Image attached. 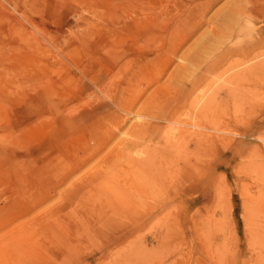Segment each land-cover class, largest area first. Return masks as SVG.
Here are the masks:
<instances>
[{"label": "rangeland", "instance_id": "1", "mask_svg": "<svg viewBox=\"0 0 264 264\" xmlns=\"http://www.w3.org/2000/svg\"><path fill=\"white\" fill-rule=\"evenodd\" d=\"M198 1L0 0V241L31 231L5 264H264V94L218 60L262 55L264 0H215L170 49Z\"/></svg>", "mask_w": 264, "mask_h": 264}, {"label": "bare ground", "instance_id": "2", "mask_svg": "<svg viewBox=\"0 0 264 264\" xmlns=\"http://www.w3.org/2000/svg\"><path fill=\"white\" fill-rule=\"evenodd\" d=\"M133 1V4L135 5L136 3H140V1H142V0H125V2H132ZM214 1L215 0H199L198 1V3H194V4H192L191 6H190V10L187 12V13H185V14H183V16H180V17H178L176 20H175V22L173 23L174 25H173V27H172V32L170 31L169 32V34H168V46H169V48L171 49L173 46H174V42H173V39L175 38V36H177L178 35V45H180V43H181V41L183 40L184 41V38L186 37V38H188V35L190 34V33H192V32H194L195 33V30H197L199 27H201L203 24H204V17H205V13H206V11L209 9V8H211V5L214 3ZM244 1V0H243ZM242 2V1H241ZM248 2V1H247ZM250 2V1H249ZM248 2V3H249ZM247 3V4H248ZM243 4H245V3H243ZM252 5V15H256V14H258V9H257V3H252V1L250 2V6ZM240 6V5H239ZM227 8V7H226ZM240 11H241V8H240ZM255 17V16H254ZM243 18V17H242ZM242 21V20H241ZM210 22V21H209ZM217 22V21H216ZM232 23V22H231ZM168 26V25H167ZM164 30V29H163ZM217 29H215V31H216ZM159 32V31H158ZM168 32V31H167ZM207 32V31H206ZM161 33V32H160ZM193 34V33H192ZM191 34V35H192ZM203 34V33H202ZM212 35V34H211ZM243 35V34H242ZM189 37H191V36H189ZM212 37V36H211ZM246 37V36H245ZM161 38V37H160ZM165 39H166V37H165ZM207 39V38H206ZM186 40V39H185ZM199 40V39H198ZM187 41V40H186ZM202 41V40H201ZM165 42V41H164ZM260 42V45H261V43H263L264 41H259ZM177 45V46H178ZM204 45V44H203ZM176 46V45H175ZM194 46V45H193ZM202 46V45H201ZM210 46V45H209ZM240 46V45H239ZM256 46H257V43H255L254 44V46H252L250 43H245V45H244V47H243V45L242 46H240V47H233V46H230V47H225V49H224V51H222V53L220 54L221 55V57L220 58H218V60L220 59L221 61H227L230 57H232V56H237V55H242L243 56V58H245V59H248L249 61H253V62H251L250 63V65L249 66H247L245 69H242V70H240V71H238L236 74H234V76H233V81H240L241 82V84H243V82H245V81H247V79L249 80L251 77L253 78L252 79V81H251V83H250V87H249V89L247 88H242V93H241V99H243L244 98V101L245 100H247V101H245V102H248V101H250L251 99H255V98H259V96L260 95H262V94H264V57H260V56H262L264 53V50L261 52L262 53V55H259V54H255V53H253V55H252V51L256 48ZM151 47V46H150ZM158 47H159V45H158ZM154 48V47H153ZM175 49H179V47L178 48H175ZM263 49V48H262ZM155 51V50H154ZM160 51H161V49H160ZM170 51V50H169ZM173 52H174V50H172ZM192 51V50H191ZM195 51V50H194ZM170 53V52H169ZM172 53V52H171ZM170 53V54H171ZM195 53V52H194ZM174 55L173 56H175V53H173ZM190 55V54H189ZM214 55V54H213ZM165 56H166V54H165ZM164 56V57H165ZM187 57V56H186ZM168 58V57H167ZM167 58H165V59H167ZM184 58V57H183ZM211 58V57H210ZM217 58V57H216ZM133 58H131L130 60H131V63H132V66H131V68L130 69H132V67H133V60H132ZM190 59V58H189ZM120 60V59H119ZM158 60V59H157ZM208 60V59H207ZM215 60H217V59H215ZM118 61V60H117ZM160 61H162V60H160ZM182 61V60H181ZM220 61V62H221ZM156 62V61H155ZM208 62V61H207ZM158 63V62H157ZM214 63V62H213ZM181 64V63H180ZM184 64V63H183ZM189 64H191V63H189ZM207 64V63H206ZM212 63H210L209 64V66L211 65ZM215 64V63H214ZM167 65V64H166ZM184 65H186V64H184ZM204 65V64H203ZM216 65V64H215ZM215 65H214V67H215ZM240 65V64H239ZM169 66V65H168ZM167 66V67H168ZM177 66V65H176ZM181 66V65H180ZM179 66V67H180ZM209 66H207L208 68H209ZM218 66V65H217ZM242 66V65H241ZM152 67H153V65H152ZM154 67H156V65L154 66ZM154 67H153V69H154ZM165 67V66H164ZM213 67V68H214ZM166 68V67H165ZM208 68H205V69H207V71H208ZM223 68V67H222ZM156 69V68H155ZM158 69H159V67H158ZM194 69V68H193ZM196 69V68H195ZM152 70V69H151ZM166 70V69H165ZM164 70V71H165ZM156 71V70H155ZM160 71V70H159ZM159 71H157V72H159ZM150 72V71H149ZM153 72V71H152ZM171 73V72H170ZM220 73V72H219ZM144 74H147V73H144ZM162 74V73H161ZM153 75H154V73H153ZM158 75H160V74H158ZM148 76H150V75H148ZM175 76V75H174ZM193 76H194V74H193ZM146 77V76H145ZM158 77V76H157ZM173 77V76H172ZM218 77V76H217ZM194 78V77H193ZM136 79V78H135ZM147 79V78H146ZM177 79V78H176ZM204 76L203 75H200L199 77H195L194 78V80L192 81V82H190L189 83V88H188V91H194V90H196V89H199L200 88V86L203 84V82H204ZM137 80V79H136ZM190 80V79H189ZM144 81H145V79H144ZM148 80H146V82H147ZM179 81V80H178ZM210 81V80H209ZM172 82H174V81H172ZM137 83V82H136ZM135 83V84H136ZM149 84V83H148ZM150 84H151V82H150ZM206 84H207V82H206ZM234 85V84H233ZM244 86V85H243ZM135 87V86H134ZM230 87V86H229ZM232 87V86H231ZM234 87V86H233ZM235 88V87H234ZM129 89V88H128ZM131 90V89H130ZM132 90H134V88H132ZM200 90V89H199ZM239 90H240V87H239ZM152 92V91H151ZM197 92V91H196ZM229 92V90H227V93ZM142 94V93H141ZM129 95H130V93H129ZM132 95V94H131ZM228 95V94H227ZM134 96V95H133ZM138 96V95H137ZM248 96H250L251 98H249ZM140 97V96H139ZM126 98V97H125ZM136 98V97H135ZM194 98V97H193ZM127 99V98H126ZM130 99V98H129ZM129 99H127L128 101H129ZM132 99V98H131ZM137 99V98H136ZM195 99V98H194ZM193 99V100H194ZM119 99H118V95H117V97H116V100L115 101H112L113 103H114V105L118 108V109H120L121 110V108H123L122 107V103H121V101H118ZM202 100H204V99H202ZM133 101V100H132ZM139 101H140V99H139ZM145 101H147V100H145ZM195 101L196 100H194V103H195ZM138 102V101H137ZM136 102V103H137ZM148 102V101H147ZM193 102V101H192ZM202 102V101H201ZM127 103V102H126ZM131 103V102H130ZM145 103V102H144ZM248 103H250V102H248ZM197 104H198V102H197ZM197 104H195V105H197ZM134 105L135 106H137L135 103H134ZM133 105V106H134ZM145 105V104H144ZM146 105H148V104H146ZM201 105H202V103H201ZM201 105H199L200 107H201ZM208 105V104H207ZM252 105H254V104H249V106H252ZM133 106H132V109H131V111L135 108H133ZM198 106V108H200ZM210 106V105H209ZM208 106V107H209ZM245 106H247V105H245ZM256 106V105H255ZM127 108V107H126ZM143 108V107H142ZM149 108V107H148ZM197 108V107H196ZM195 108V109H196ZM246 108V107H245ZM128 109V108H127ZM188 109V108H187ZM201 109V108H200ZM126 110V109H125ZM140 110H142V109H140ZM191 110V109H190ZM229 110H231V109H229ZM228 110V111H229ZM187 111V110H186ZM193 111H194V109H193ZM122 112V111H121ZM124 112V111H123ZM133 112V111H132ZM131 112V113H132ZM143 112V111H142ZM232 112V111H231ZM130 113V114H131ZM145 113H146V111H145ZM187 113V112H186ZM125 114V113H124ZM126 114H128L127 112H126ZM197 114V113H196ZM118 115V114H117ZM123 115V114H122ZM133 115H135V114H133ZM139 115V114H138ZM187 114H184V116H186ZM229 115V114H228ZM126 116H128V115H126ZM130 116V115H129ZM143 116V115H142ZM162 115H157V114H155V115H151L150 116V118L149 119H156V120H158V119H161V118H163V117H161ZM180 116V115H179ZM117 117V116H116ZM136 117H137V115H136ZM139 118L141 117V115H139L138 116ZM144 117V116H143ZM146 117V116H145ZM199 117H200V115H199ZM225 117V116H224ZM233 117V116H232ZM124 118V117H123ZM129 118V117H128ZM139 118H137V119H139ZM146 118H148V117H146ZM188 118V117H187ZM227 118V117H226ZM231 118V117H230ZM119 119V118H118ZM121 119V118H120ZM119 119V120H120ZM141 119V118H140ZM166 119V118H165ZM232 119V118H231ZM118 120V121H119ZM126 120H128L127 118H126ZM225 120V119H224ZM121 121V120H120ZM143 121V120H142ZM122 122H123V119H122ZM192 122V121H191ZM232 122H234V120L232 121ZM126 123H127V121H126ZM171 123V122H170ZM119 124V123H118ZM121 124H123V123H121ZM192 124V123H191ZM235 124V123H234ZM171 125V124H170ZM190 125V124H189ZM123 126V125H122ZM186 126V125H185ZM143 127H144V125H143ZM187 127H189V126H187ZM194 127H196L195 125H194ZM193 127V128H194ZM158 128H159V126H158ZM208 128V127H207ZM211 127H209V129H210ZM188 129H190V128H188ZM201 129H203L202 127H201ZM217 129V128H216ZM191 130V129H190ZM189 130V131H190ZM208 130V129H207ZM215 130V129H214ZM213 131V130H212ZM223 131V130H222ZM117 132V131H116ZM147 132V131H146ZM217 132V131H216ZM230 132V131H229ZM163 134V133H162ZM198 134V133H197ZM230 134V133H229ZM166 135V134H165ZM181 137V136H180ZM260 138V137H259ZM126 139V138H125ZM258 139V138H257ZM151 140V139H150ZM263 140V139H262ZM261 140V141H262ZM172 141V140H171ZM191 141V140H190ZM184 142V141H183ZM194 143H195V141H194ZM141 144V143H140ZM189 144V143H188ZM204 144V143H203ZM177 145V144H176ZM184 145H185V143H184ZM134 146V145H133ZM180 147H181V145H179ZM152 147H154V146H152ZM188 147V146H187ZM189 148V147H188ZM202 149V148H201ZM120 150V149H119ZM154 150V149H153ZM175 151V150H174ZM186 152V151H185ZM203 152V151H202ZM207 152V151H206ZM264 152V151H263ZM126 153H128V152H126ZM181 153V152H180ZM184 153V152H183ZM136 154V153H135ZM145 154V153H144ZM187 154V153H186ZM188 154H190V153H188ZM259 154V153H258ZM263 154V153H262ZM83 155V154H82ZM126 155V154H125ZM192 155H194V154H192ZM191 155V156H192ZM196 155V154H195ZM194 155V156H195ZM84 156V155H83ZM175 156H177V155H175ZM142 157H143V155H142ZM197 157V156H196ZM208 157V156H207ZM192 158V157H191ZM258 158V157H257ZM87 159V158H86ZM139 159V158H138ZM140 159H142V158H140ZM263 159V158H262ZM126 160V159H125ZM253 160V159H252ZM256 160H258V159H256ZM260 160V159H259ZM258 160V161H259ZM135 161V160H134ZM191 161V160H190ZM79 162V161H78ZM145 162V158L143 159V161H141V163H144ZM175 163H176V161H174ZM195 162V161H194ZM171 163V162H170ZM174 163V164H175ZM181 163V162H180ZM137 164V163H136ZM173 164V163H172ZM177 164V163H176ZM192 164V163H191ZM194 164H196V163H194ZM75 165V164H74ZM181 165H183V164H181ZM137 166V165H136ZM175 167V166H174ZM77 170H78V168H76ZM140 169V168H139ZM177 169V168H176ZM128 170V169H127ZM154 170V169H153ZM169 170V169H168ZM169 171H171V170H169ZM155 175V174H154ZM148 178V177H147ZM146 180V179H145ZM154 180H155V178H154ZM153 180V181H154ZM155 183H156V180H155ZM260 184V183H259ZM258 184V185H259ZM263 187V186H262ZM264 189V188H263ZM253 202V201H252ZM254 203V202H253ZM252 203V204H253ZM255 203H256V201H255ZM16 232L9 238V239H6V240H18V242L19 241H24V240H27V239H30L31 238V234H30V232L31 231H27V230H21L20 228H16V230H15ZM5 234V233H4ZM6 240L5 241H0V264H5L4 263V256H5V254H6V252H7V249H9V247H11L12 245L10 244V245H7L6 244Z\"/></svg>", "mask_w": 264, "mask_h": 264}]
</instances>
